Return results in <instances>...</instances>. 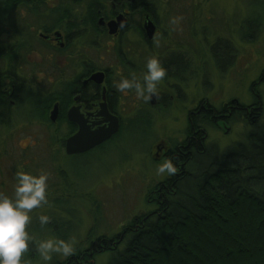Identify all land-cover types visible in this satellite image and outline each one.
Segmentation results:
<instances>
[{
	"label": "trees",
	"instance_id": "obj_1",
	"mask_svg": "<svg viewBox=\"0 0 264 264\" xmlns=\"http://www.w3.org/2000/svg\"><path fill=\"white\" fill-rule=\"evenodd\" d=\"M251 6L238 30L242 42H253L264 31V0ZM68 9L60 5L52 7L47 0H0V126L2 117L12 109L26 121L48 123L51 127L54 123L50 110L60 100L62 112L56 125L67 126V135L60 140V147H65L67 137L76 130L65 113L73 97L77 93L85 98L99 97L86 91L81 82L95 65L90 63L93 66L90 70L85 67L79 76L61 83L47 95L26 86L22 73L24 66L30 64L28 42L36 40L39 29L62 25L61 19L68 15ZM5 36L9 37V45ZM235 43L223 35L211 45L212 56L221 70L237 56ZM160 59L167 72L181 71L184 82L193 76L190 56ZM263 80L261 77L253 84V102L233 104L231 117L225 116V105L215 107L206 103L207 110L189 121L184 139L174 143L166 154L175 164L176 173L150 190L149 202L154 207L151 211L133 218L117 234L97 236L88 247H78L67 259L52 264H95L94 258L102 253L111 254L104 264H264V105L258 89ZM113 91L110 89L109 104L117 111V96ZM234 120L244 121L248 126L242 139L225 148L208 141V126L220 127L221 123L229 126ZM153 123L148 110L138 109L134 117L123 118L121 130L110 140L86 153L72 156L65 153L61 176L68 183L69 177H73L82 187L86 176L78 174L75 165L67 164L65 158L85 157L107 148L123 133L133 132L137 124L144 125L142 131H153ZM54 141L51 137L50 144ZM40 156L41 159L29 156L31 165L24 163V156L19 162L26 171L40 174L43 171L40 163H46V156ZM46 173L50 178V173ZM48 195L50 198L51 192ZM68 195L69 191L63 190L60 196L54 195L45 203L71 215ZM54 220L50 221L52 227ZM54 232L57 235L58 231ZM71 232L73 229L65 240ZM32 243L33 239L22 261L27 254L32 255Z\"/></svg>",
	"mask_w": 264,
	"mask_h": 264
},
{
	"label": "rangeland",
	"instance_id": "obj_2",
	"mask_svg": "<svg viewBox=\"0 0 264 264\" xmlns=\"http://www.w3.org/2000/svg\"><path fill=\"white\" fill-rule=\"evenodd\" d=\"M156 1L159 5V34L153 55L167 57L169 52L184 50L196 67L193 76L186 82H177L173 78L160 81L157 84L156 93L159 96L155 99L156 106L148 105L150 99H136L134 89L125 94L115 87L122 78L143 82L147 55L144 56L145 47L137 35L130 34L127 43L142 53H138L140 61L136 59L137 65L129 69L120 64L113 40L105 41L98 48L82 47L72 58L76 63L50 51L43 53L36 50L29 56L30 64L24 66L23 79L26 86L35 88L39 93L47 95L62 82L78 76L82 68L76 65L77 62L82 58L89 59L99 67L112 69L114 88L119 97L118 109L125 119L133 116L138 109H146L154 123L153 131H142L144 125L137 124L133 132L123 133L117 142L107 148L85 157L65 158L67 164L75 165L78 174L86 176L82 187L73 181V177H69L71 186H67L68 182L61 176L65 147H60V140L67 135V126L53 124L49 127L48 123L26 121L15 110L7 111L0 126V193L14 198L17 173L26 171L19 162L20 157L24 156V163L31 165L29 156L40 158L43 154L46 163H40L42 173H50L46 201L54 195L60 196L63 190L69 191L67 198L70 199L71 215L57 211L45 202L31 211L27 230L33 238L30 246L32 255L27 254L30 256L26 255L23 264H52L69 257L52 253L51 259L44 261L38 251V244L43 239H65L73 229L67 240L73 243L75 252L78 247H88L97 236L117 234L133 218L151 211L154 207L149 202L150 190L169 176L157 173L158 165L167 159L162 155L163 148L184 139L189 128V111L199 102L204 104L208 101L215 107L233 99L243 104L253 102V84L264 77V31L255 41L242 42L238 30L242 18L248 15V7L256 5L258 0ZM176 17H182L178 24L172 23ZM223 35L235 40L238 52L232 64L221 70L212 56L211 45ZM7 38L5 36L4 39ZM174 84L179 88H175ZM258 89L264 105V80ZM165 96L171 102L166 110H162L159 104L163 105L161 97ZM221 124L220 127L208 126L206 129L208 141L219 144L221 148L242 139L248 129L241 120H234L229 126ZM51 137L55 140L53 145L50 144ZM158 145H161L162 151L158 150ZM48 162L52 163L49 165ZM50 184L54 185L50 187ZM52 192L56 194L52 195ZM41 215L49 216V223L42 225L39 220ZM52 218H56L52 222L53 227L50 224ZM54 230L58 231L57 235ZM110 255L102 253L96 256L95 264L106 263Z\"/></svg>",
	"mask_w": 264,
	"mask_h": 264
},
{
	"label": "flooded vegetation",
	"instance_id": "obj_3",
	"mask_svg": "<svg viewBox=\"0 0 264 264\" xmlns=\"http://www.w3.org/2000/svg\"><path fill=\"white\" fill-rule=\"evenodd\" d=\"M47 2L52 7L60 5L69 8L67 11L68 15L64 16L61 19L63 20L62 25L54 27L52 29L51 26L48 25L47 29L41 28L38 30L36 40L33 39L28 42L30 49L28 59L29 56L33 55L36 50H40L43 53L46 51H50L55 55H63L66 60L69 59L70 62L76 63L73 59L77 51L80 52L79 50L82 47L90 46V48H98L102 47V43H104L105 41L113 40L116 44L115 51L118 58L120 59V64L123 67L129 69L137 65L136 59L139 60L138 53H142L139 52V50L136 51L130 44H128V36H130V34L139 36L141 42L144 44V56L147 55L148 57H146V62L148 61V59L154 56V46L159 34V5L156 0H47ZM148 21H152L155 26V34L152 38L149 37L146 32V24L148 23ZM110 23L116 25V31L114 33L111 32ZM5 42H9V38H7ZM6 45H9V43H7ZM183 51L176 50L169 52L170 54L167 57H156H158L159 59L163 58L164 60H169L173 55L180 57L184 56L185 54ZM80 57L81 56H79V58ZM90 63H93V65L95 66H91ZM141 63L142 65L144 64L143 62ZM76 65H79L82 68L81 73L83 72L85 67H88L89 70L90 67H93L91 68L93 70L90 73L82 77L81 82L83 86L87 87L86 91L92 92L93 94H99V97L85 98L82 93H77L73 97L69 107L65 112L68 121L71 122L68 118V111L73 106H80L81 111L86 114L97 113L100 110V103L104 101L103 93L106 89V101L108 103L110 111L120 118L121 130L124 117L121 115L118 109L119 97L115 91L114 82L112 80V69L106 67L103 68L102 66L99 67L92 60L85 58H82L81 61L79 60ZM194 68L196 69V67L193 65V69ZM98 72H104L105 74L104 81L101 84L91 79V77ZM170 78L175 79L177 82H179L180 80L183 81L181 71L177 74L174 72H167V75L164 77V79L168 80ZM173 86L175 88H179L177 84H174ZM11 88L14 89V86H11ZM95 88H98V90H96ZM100 88H102L101 91ZM110 89H113V92L116 93L117 96V111H113L109 104ZM158 96L159 95L156 93V97ZM156 97L154 98V103L152 102L153 98L148 100V105L156 106ZM161 100L163 102V105H159L162 110H166L165 108H167L171 101L168 96H165L164 98L161 97ZM10 103L12 105L15 104L14 100H11ZM56 103L59 104V117L55 122L52 121L54 124H57L62 112L60 100L54 102L52 110L54 109ZM206 103L209 104L208 101H205L204 104L201 101L196 106L190 109L189 121L193 120L196 115H200L202 110H207ZM234 103L239 104L237 99H233L230 102L224 104L226 106L225 116L231 117V115L233 114V110L235 109L233 105ZM52 110H50V113ZM144 110L147 112L146 109ZM135 114L131 117H134ZM72 124L76 126V132L78 130V125H76L75 123ZM170 147H174V143H170L169 146L163 148L162 155H164V157H166V154Z\"/></svg>",
	"mask_w": 264,
	"mask_h": 264
},
{
	"label": "clouds",
	"instance_id": "obj_4",
	"mask_svg": "<svg viewBox=\"0 0 264 264\" xmlns=\"http://www.w3.org/2000/svg\"><path fill=\"white\" fill-rule=\"evenodd\" d=\"M181 19L176 17L172 23L178 24ZM146 68L143 82L135 78H122L115 84L117 90L127 94L134 89L136 99H151L156 95L157 84L167 75V69L156 56L148 59ZM157 173L174 175L176 166L171 159H166L158 165ZM48 179L47 173L19 171L14 198L0 193V264H23L22 256L33 239L27 230L31 221L30 213L46 202ZM39 220L45 225L49 223L50 217L41 215ZM38 251L43 260L48 261L52 253H62L64 257L72 255L74 245L70 240L54 237L41 240Z\"/></svg>",
	"mask_w": 264,
	"mask_h": 264
},
{
	"label": "water",
	"instance_id": "obj_5",
	"mask_svg": "<svg viewBox=\"0 0 264 264\" xmlns=\"http://www.w3.org/2000/svg\"><path fill=\"white\" fill-rule=\"evenodd\" d=\"M111 32L116 31V25L110 23ZM146 32L149 37L155 34V26L152 21L146 24ZM104 72L95 73L91 79L101 84L104 81ZM152 96V102L154 98ZM104 101L100 103V110L97 113L86 114L81 111L80 106H73L68 111V118L72 123L78 125V130L67 137L65 141V153L67 155H76L86 153L106 141L110 140L120 130V118L112 113L106 101V89L103 93ZM59 117V104L56 103L54 109L50 113L51 121L55 122ZM94 117V118H91ZM229 129V127H228ZM158 150L162 151L161 145H158ZM159 154V153H158Z\"/></svg>",
	"mask_w": 264,
	"mask_h": 264
}]
</instances>
